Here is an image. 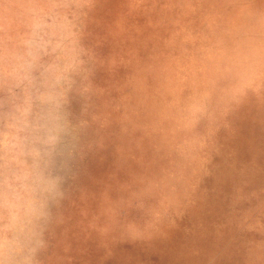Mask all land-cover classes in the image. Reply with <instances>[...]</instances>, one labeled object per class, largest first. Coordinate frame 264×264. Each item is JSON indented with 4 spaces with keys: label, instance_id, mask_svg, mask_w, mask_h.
Instances as JSON below:
<instances>
[{
    "label": "clouds",
    "instance_id": "clouds-1",
    "mask_svg": "<svg viewBox=\"0 0 264 264\" xmlns=\"http://www.w3.org/2000/svg\"><path fill=\"white\" fill-rule=\"evenodd\" d=\"M244 111L264 127V0H0V264L167 239L209 178L233 184L217 237H264V169L231 147ZM240 246L264 264V239Z\"/></svg>",
    "mask_w": 264,
    "mask_h": 264
},
{
    "label": "rangeland",
    "instance_id": "rangeland-1",
    "mask_svg": "<svg viewBox=\"0 0 264 264\" xmlns=\"http://www.w3.org/2000/svg\"><path fill=\"white\" fill-rule=\"evenodd\" d=\"M238 125L239 135L231 142L236 151L237 167L249 165L255 158L258 166L264 169V127L255 125L247 111L241 113ZM217 164L222 168L226 166L221 158L217 159ZM87 170L88 175L82 182L94 187L92 178H103L113 170L111 152L105 153L102 161L99 158L89 159ZM204 187L211 194L209 203L195 215L185 216L167 239L150 244L120 242L112 246L111 255L96 240L83 245L74 241L72 264H207V257L213 252L219 254L217 264H245L240 240H261L264 237L255 233L242 237L226 233L223 239H219L215 229L225 214L226 201L223 197L232 192L233 184L227 181L218 189L215 179L209 178ZM253 187H264V172L257 176ZM218 191L222 195H218ZM81 247L83 251L78 250Z\"/></svg>",
    "mask_w": 264,
    "mask_h": 264
}]
</instances>
